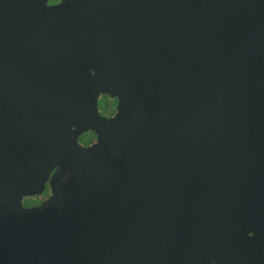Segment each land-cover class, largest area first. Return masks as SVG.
<instances>
[{"label": "water", "instance_id": "water-1", "mask_svg": "<svg viewBox=\"0 0 264 264\" xmlns=\"http://www.w3.org/2000/svg\"><path fill=\"white\" fill-rule=\"evenodd\" d=\"M47 1L0 0V163L43 104L66 185L0 171V264H264V0Z\"/></svg>", "mask_w": 264, "mask_h": 264}, {"label": "flooded vegetation", "instance_id": "flooded-vegetation-1", "mask_svg": "<svg viewBox=\"0 0 264 264\" xmlns=\"http://www.w3.org/2000/svg\"><path fill=\"white\" fill-rule=\"evenodd\" d=\"M60 0H48V5H55ZM103 98L102 108H99V99ZM118 97L113 91H100L96 98V110L98 114L105 118H112L117 112ZM31 123L35 127L30 129L31 136L23 142L25 151L19 156L6 154L0 163V171H6L25 184L31 194L21 196L20 202L24 208L37 209L46 206L51 199L66 185V175L61 177L54 176L56 171H66L61 169L63 164L58 152L50 154L45 139L42 138L40 125L50 122L51 113L43 104L33 105L28 111ZM21 117L22 112H15ZM60 114H57V116ZM58 116V117H59ZM62 125L60 121H54ZM61 130L62 128H58ZM66 130V129H65ZM67 131V130H66ZM77 143L85 148L92 147L98 142V135L94 129L78 130L74 129L71 133ZM86 159H89L88 157ZM10 176V175H9Z\"/></svg>", "mask_w": 264, "mask_h": 264}, {"label": "rangeland", "instance_id": "rangeland-1", "mask_svg": "<svg viewBox=\"0 0 264 264\" xmlns=\"http://www.w3.org/2000/svg\"><path fill=\"white\" fill-rule=\"evenodd\" d=\"M103 102V98L102 97H100V99H99V108L101 109L102 108V106H101V103Z\"/></svg>", "mask_w": 264, "mask_h": 264}]
</instances>
